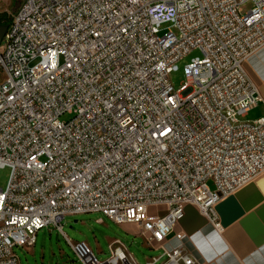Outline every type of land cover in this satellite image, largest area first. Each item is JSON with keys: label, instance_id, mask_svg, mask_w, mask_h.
<instances>
[{"label": "built area", "instance_id": "obj_1", "mask_svg": "<svg viewBox=\"0 0 264 264\" xmlns=\"http://www.w3.org/2000/svg\"><path fill=\"white\" fill-rule=\"evenodd\" d=\"M0 43V264L46 227L78 264H135L70 242L59 222L88 213L135 226L161 251L146 264H194L164 246L183 207L219 228L215 205L264 171V117L238 121L262 102L244 63L264 0H21Z\"/></svg>", "mask_w": 264, "mask_h": 264}, {"label": "crops", "instance_id": "obj_2", "mask_svg": "<svg viewBox=\"0 0 264 264\" xmlns=\"http://www.w3.org/2000/svg\"><path fill=\"white\" fill-rule=\"evenodd\" d=\"M244 69L262 98L258 117L264 114V46L248 57ZM214 211L219 228L185 205L173 230L185 238L179 242L171 235L165 248L182 244L194 264H264V171L220 200Z\"/></svg>", "mask_w": 264, "mask_h": 264}, {"label": "rangeland", "instance_id": "obj_3", "mask_svg": "<svg viewBox=\"0 0 264 264\" xmlns=\"http://www.w3.org/2000/svg\"><path fill=\"white\" fill-rule=\"evenodd\" d=\"M21 0L0 1V27L4 28L10 20L11 14L17 9ZM249 5L244 7L247 10ZM165 26L161 27L159 35L165 32ZM3 44L0 43V50ZM199 56L198 51H191L178 63V71L168 75V80L173 88H178L182 81L183 65L191 58ZM262 106H256L244 117L238 118L239 122H253L264 117V114L255 117ZM68 115H63L60 120L64 121ZM10 170L4 166L0 168V189L4 190L7 185ZM210 185V183H209ZM61 231L71 243L84 242L100 262L104 261L108 253V245L118 240L124 245L127 254L135 264H146L150 258L161 254L160 250H150L144 239L139 236L135 226L131 224L117 225L106 217L96 213H88L63 218L60 222ZM14 253L18 264H78L73 252L63 236L53 227L38 230L35 234L34 245L29 248H15Z\"/></svg>", "mask_w": 264, "mask_h": 264}, {"label": "water", "instance_id": "obj_4", "mask_svg": "<svg viewBox=\"0 0 264 264\" xmlns=\"http://www.w3.org/2000/svg\"><path fill=\"white\" fill-rule=\"evenodd\" d=\"M3 32H4V28L0 27V38H1L2 34H3Z\"/></svg>", "mask_w": 264, "mask_h": 264}, {"label": "trees", "instance_id": "obj_5", "mask_svg": "<svg viewBox=\"0 0 264 264\" xmlns=\"http://www.w3.org/2000/svg\"><path fill=\"white\" fill-rule=\"evenodd\" d=\"M1 19V18H0Z\"/></svg>", "mask_w": 264, "mask_h": 264}]
</instances>
